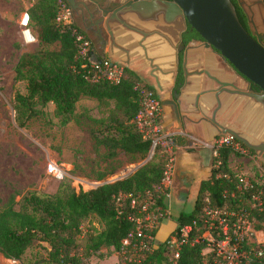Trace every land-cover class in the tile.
I'll return each mask as SVG.
<instances>
[{"label": "trees", "instance_id": "trees-1", "mask_svg": "<svg viewBox=\"0 0 264 264\" xmlns=\"http://www.w3.org/2000/svg\"><path fill=\"white\" fill-rule=\"evenodd\" d=\"M30 1L26 12L36 47L31 52L21 53L13 66V81L22 85V91H15L12 97L11 109L16 125L24 127L52 105L53 118L59 126H64L73 118L79 98L112 100L110 114L95 119L97 127L91 134L94 146H101L107 158L120 151L127 163L143 161L129 175L102 182L88 190H74L68 183H62L53 194L29 191L21 197L17 207L13 196L0 207V254L4 258L20 260L28 249L37 246L42 252L35 250L19 264H81L82 258H89L102 247L116 251L120 241L130 232L132 223L128 218L133 209L126 200L115 203L117 194L147 192L152 207L166 209V189L160 185V179L168 156L156 146L147 158L150 142L142 137L134 123L142 94L155 97L153 90L127 69H123V78L115 84L102 78L93 79L90 61L106 57L96 55L90 41L87 53L79 54L75 37L80 34L88 39L85 32L72 19L69 22L56 20L61 5L68 6L65 0ZM236 11L239 23L245 27L240 9L236 8ZM230 153L228 149L219 151L221 169L227 170ZM259 166L264 170L262 165ZM214 174L211 169L209 177L199 186L192 209L179 212L172 220L170 231L195 221V226L180 245L175 264H199L202 260L211 264V253H201L204 243L193 242L202 231L200 207L205 193L214 206L236 207L228 196L232 185L222 178H215ZM103 177L104 173L96 176L97 180ZM253 214L258 220L263 219L264 206ZM91 216L98 220L101 228L87 226L82 230ZM262 236L264 239V229ZM165 252L163 241L155 238L152 251L138 262L136 256L127 262L119 255L116 258L119 264H171L166 260Z\"/></svg>", "mask_w": 264, "mask_h": 264}, {"label": "built area", "instance_id": "built-area-1", "mask_svg": "<svg viewBox=\"0 0 264 264\" xmlns=\"http://www.w3.org/2000/svg\"><path fill=\"white\" fill-rule=\"evenodd\" d=\"M72 19L70 7L61 5L57 11L56 20L69 22ZM28 15L24 11L18 19L21 28L20 35L25 43H34L35 37L30 33ZM79 54L84 55L89 50V40L77 34ZM92 78H102L109 83H117L123 78V67L109 61L107 58L90 61ZM161 108L156 97L142 94L140 107L135 115L134 123L137 131L150 142L147 158L150 157L154 147L160 146L167 154V162L162 172L160 185L166 189L171 176L174 156V135L161 127L159 116ZM189 146H200L211 150V169L215 171L214 177L226 180L232 187L228 196L234 200L235 208L227 206L218 207L211 203L205 193L201 198L200 213L202 217V231L193 239L204 243L201 250L203 255L211 253V264H261L264 263V218L258 220L253 212H260L264 206V170L259 166L257 157L241 142L229 135L219 134L210 142L188 137ZM231 151L226 162V169L220 168L219 151ZM234 157H238L235 159ZM232 165V167H231ZM247 165H250L247 167ZM48 173L52 178L61 180L65 176L64 169L54 162L48 164ZM167 191V189H166ZM227 190H224V193ZM167 193H165L166 198ZM126 200L132 215L128 218L132 228L127 236L120 241L115 251L122 261H129L136 256V262L152 251L155 244L153 230L164 220L169 219L167 209L151 206L149 193L134 194L119 193L115 196V203ZM195 221L180 226L176 231H170L163 239L166 260L175 264L179 249L184 242ZM121 261V263H122ZM119 264V263H118ZM199 264H205L202 260Z\"/></svg>", "mask_w": 264, "mask_h": 264}, {"label": "rangeland", "instance_id": "rangeland-1", "mask_svg": "<svg viewBox=\"0 0 264 264\" xmlns=\"http://www.w3.org/2000/svg\"><path fill=\"white\" fill-rule=\"evenodd\" d=\"M30 3V0H0V207L9 196H13L17 207L27 192L53 194L62 183H68L74 190H88L102 182L122 178L143 162L127 163L120 151L107 158L101 146H94L91 134L97 127L95 119L110 114L112 100L79 98L73 118L64 126H59L53 118L52 105L24 127L16 125L11 109L12 97L15 91H22V85L13 81V66L21 53L31 52L36 47L35 42L25 43L22 40L18 25L21 13L27 10ZM72 21L82 29L74 12ZM29 28L34 36L32 27ZM87 37L91 42V38ZM50 162L64 169L63 180H56L48 173ZM98 173H104L101 180L96 178ZM169 199L165 200L167 205ZM172 202L173 199L170 205H173ZM187 209L185 205L180 210ZM171 210L176 209L171 207ZM87 226L101 228L93 216L88 218L82 230ZM35 250L41 251L37 246L31 247L20 260L7 259L0 254V264H19ZM116 257L115 251L102 247L80 261L81 264H118Z\"/></svg>", "mask_w": 264, "mask_h": 264}, {"label": "water", "instance_id": "water-1", "mask_svg": "<svg viewBox=\"0 0 264 264\" xmlns=\"http://www.w3.org/2000/svg\"><path fill=\"white\" fill-rule=\"evenodd\" d=\"M73 13L75 0H65ZM242 11L248 28L255 33H264V0H236ZM185 22L201 39L200 46L211 50L223 62L224 67L233 74L245 78L255 85L260 93H249L258 106H264V47L258 40L251 38L239 23L230 0H128L107 14L103 25L109 35V46L119 47L123 55L120 59H107L124 69L131 68L127 63V54L139 52L149 67L161 69L163 64L167 84L174 82L178 68L177 43ZM113 28H116L113 30ZM122 44L116 45V37ZM181 51L182 76L180 84L184 85L186 73L184 63L186 50ZM201 55H196L199 60ZM208 79L214 80L206 71L202 72ZM174 92L171 100L156 97L161 110H170L174 120L179 122V93ZM153 88V87H152ZM209 113L217 110V103L208 104ZM258 113V120L261 118ZM226 124V125H225ZM220 131L210 133L205 141L210 142L217 134L233 137L241 142L257 157L264 167V136H249L241 132L235 124H222ZM239 129H237V128ZM210 153L211 150L207 149ZM139 165L133 167V172ZM122 177V178H123Z\"/></svg>", "mask_w": 264, "mask_h": 264}, {"label": "crops", "instance_id": "crops-1", "mask_svg": "<svg viewBox=\"0 0 264 264\" xmlns=\"http://www.w3.org/2000/svg\"><path fill=\"white\" fill-rule=\"evenodd\" d=\"M79 26L91 38L90 43L96 55L107 58L110 51L109 55L111 57L116 56L117 59L122 57L123 53L119 47L109 46V35L104 25L97 33L85 29L82 25ZM115 29L113 28V30ZM115 39L116 41L113 42L116 45L122 44L120 37L117 36ZM185 52L186 61L184 69L187 77L179 93V122L173 119L170 110L167 108L161 110L159 116L161 127L175 133V149L171 176L166 185L168 194L165 200L170 198L169 205L165 201L167 210L169 211L170 209L169 219L162 221L156 227L155 238L157 241H163L165 236L170 232L172 217L175 218L179 212H188L192 209L199 186L210 175L211 153L205 147L189 146L188 137L205 141L210 133L220 131L223 128L222 124L224 122L235 124L241 129V132L251 137L256 135L264 136V106H258L252 98L243 102V98H237L232 93L222 91L217 87L215 88V82L208 79L202 73L206 71L213 79L219 78L223 82H227L233 78L232 76H235V74L224 67L220 58L214 52L201 47L200 44ZM136 55L140 56L143 61L133 62V57ZM196 55H201L199 60H196ZM127 63L131 68V72L147 86L150 88L154 86L163 91L162 99L170 97L169 89L172 84L168 85L166 83L167 79L166 74H163V64L161 69L156 70L153 67L151 68L139 52L128 53ZM209 102L213 104L217 103V111L213 114L209 113ZM259 112L262 115L258 120ZM249 166L247 165V167ZM171 199H173V205H170ZM187 202L190 204H187ZM185 205L186 207L188 206V209L180 210ZM171 207L176 210L172 211Z\"/></svg>", "mask_w": 264, "mask_h": 264}, {"label": "flooded vegetation", "instance_id": "flooded-vegetation-1", "mask_svg": "<svg viewBox=\"0 0 264 264\" xmlns=\"http://www.w3.org/2000/svg\"><path fill=\"white\" fill-rule=\"evenodd\" d=\"M126 1L128 0H75V8L73 9V12L79 18L80 24L84 26L85 29L89 31H94L97 33L100 29H102L104 17L107 14L111 13L113 10H115L117 7L126 3ZM230 2L233 5L234 11L237 17L238 10L236 11V8H239L237 5V2L236 0H230ZM243 17L244 15L241 16V20L243 21L244 19V22H245V27H243L244 30L254 40L259 39L260 44L262 45V47H264V33L257 34L251 31L246 24L245 17L244 18ZM200 43H201V39L199 38V36L185 22V27L183 31L181 32L178 43H177V57L179 60L178 68H177L174 82L171 88L169 89L170 97L167 99L171 100L173 98L174 92L177 93L181 86L180 81H181V76H182V68H181L182 58H181V51H179L178 48H181L183 51L184 50L189 51L190 48H195V46L199 45ZM113 58L117 59L116 56H113ZM136 61L142 62L143 60L140 58V56L136 55L133 57V62H136ZM232 77L233 78H231L227 82H223L219 78H214L213 81L215 82V88L217 87L218 89H221L222 91L232 93L236 95L237 98H243V102L251 98L249 93H253V94L260 93V90L255 85L247 81L245 78L239 76L238 74H235V76H232ZM151 89L153 90L155 97L158 96L159 98H163V91L157 89L154 86ZM259 165H262V164L259 162Z\"/></svg>", "mask_w": 264, "mask_h": 264}]
</instances>
